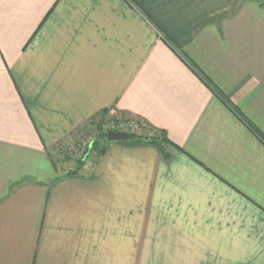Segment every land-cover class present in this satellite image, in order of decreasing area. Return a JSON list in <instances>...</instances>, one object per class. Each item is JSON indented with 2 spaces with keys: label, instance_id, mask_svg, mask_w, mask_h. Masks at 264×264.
I'll use <instances>...</instances> for the list:
<instances>
[{
  "label": "crops",
  "instance_id": "1",
  "mask_svg": "<svg viewBox=\"0 0 264 264\" xmlns=\"http://www.w3.org/2000/svg\"><path fill=\"white\" fill-rule=\"evenodd\" d=\"M262 2L0 0V264H264Z\"/></svg>",
  "mask_w": 264,
  "mask_h": 264
},
{
  "label": "built area",
  "instance_id": "2",
  "mask_svg": "<svg viewBox=\"0 0 264 264\" xmlns=\"http://www.w3.org/2000/svg\"><path fill=\"white\" fill-rule=\"evenodd\" d=\"M109 132L142 138H154L158 133L155 129L148 128L135 118L106 115L101 120L88 122L84 128L79 130V133L76 134L73 139L59 149L58 154H60V157L63 159L82 162L86 149L91 146L87 159L94 158L91 155L93 143H95L97 138L106 136ZM85 133H87L86 136L84 135ZM89 133L91 134L90 136L88 135Z\"/></svg>",
  "mask_w": 264,
  "mask_h": 264
},
{
  "label": "water",
  "instance_id": "3",
  "mask_svg": "<svg viewBox=\"0 0 264 264\" xmlns=\"http://www.w3.org/2000/svg\"><path fill=\"white\" fill-rule=\"evenodd\" d=\"M106 138L109 141H124V140L130 139L131 136L126 135V134H122V133L109 132V133H107ZM90 150H91V146H89L86 149V153H85V155H84V157L82 159V162H85V160L87 159V157L89 155ZM76 173H77V171L73 172V174H76Z\"/></svg>",
  "mask_w": 264,
  "mask_h": 264
},
{
  "label": "rangeland",
  "instance_id": "4",
  "mask_svg": "<svg viewBox=\"0 0 264 264\" xmlns=\"http://www.w3.org/2000/svg\"><path fill=\"white\" fill-rule=\"evenodd\" d=\"M85 136L87 135V133H85L84 134ZM89 136L91 135L90 133L88 134ZM99 140H101V138H97V140L95 141V143H93V148H94V145L95 144H99L100 142H99ZM99 142V143H98ZM101 146H103V145H101ZM98 153H97V151L94 149L93 151H92V153H91V155H92V157H96L95 155H97ZM66 160V159H65Z\"/></svg>",
  "mask_w": 264,
  "mask_h": 264
},
{
  "label": "trees",
  "instance_id": "5",
  "mask_svg": "<svg viewBox=\"0 0 264 264\" xmlns=\"http://www.w3.org/2000/svg\"><path fill=\"white\" fill-rule=\"evenodd\" d=\"M259 5H260L261 7H263V8H264V2H262V3H259ZM131 138L133 139V138H138V137L131 136ZM139 138H141V137H139ZM156 138H157V137H154V138H144V140H147V141L153 142V141H154V139H156ZM80 163H82V162H80Z\"/></svg>",
  "mask_w": 264,
  "mask_h": 264
}]
</instances>
